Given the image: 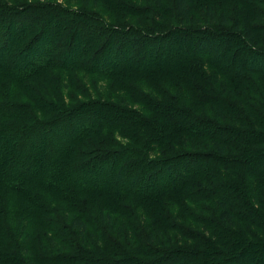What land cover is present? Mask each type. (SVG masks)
<instances>
[{"label":"trees","instance_id":"1","mask_svg":"<svg viewBox=\"0 0 264 264\" xmlns=\"http://www.w3.org/2000/svg\"><path fill=\"white\" fill-rule=\"evenodd\" d=\"M230 1L236 9L230 24L224 11L215 15L210 8H205L207 25L201 29H185L183 24L188 22L195 0H173V15L179 26L175 25L165 32H146L111 25L102 19L76 14L58 5L53 6L55 10L51 8V11L44 4L18 6L0 0V51H7L4 55L5 61H0V246L7 241L15 253L9 255L0 249V264H133L129 256L131 252L124 253L125 256L122 255L117 260L94 256L103 252L98 249L93 252L81 251L84 254L79 257L42 253L35 247L37 244V247H44L42 236L36 234L33 243L32 235L28 231H33L36 227L58 229L60 236L63 237L65 233L70 238L81 241L90 223L95 225L93 230L102 231L100 218L103 211L109 216L115 215L124 194H143L146 196L143 197L144 200H155V204H182V209L189 211L188 219L197 223L205 236L211 233L208 239L201 237V234L195 236L199 246L205 247H201L202 253L198 249L197 252L195 249L192 252H188L189 249H177L167 253V249H158L151 253V260L135 264H162L170 261L171 256L173 260L183 257L182 264H194L187 258V253L199 256L200 264H248L249 261L251 264H262L264 26L249 24L248 20L255 16V4L264 0ZM151 2L153 14L159 16L164 0ZM244 10L249 13H244ZM32 11L44 12L48 18L40 19L29 13ZM69 16L84 19L89 24V30L95 29L96 35L92 37L77 28L74 31L77 34L75 39L65 38L67 30L72 27ZM54 18L58 19L59 24L50 26L49 23ZM217 24L230 27L223 30L212 28V25ZM78 26L83 29L84 25ZM48 27L55 30L50 35L54 41V45L50 47ZM82 33L85 34L80 37ZM187 37L195 40L194 47L189 44L193 39ZM102 38L103 42L100 44L98 41ZM214 39L220 40L218 47L212 43ZM184 41L193 50L190 52L185 48L187 54L184 58L179 56L175 59L177 64L167 61L168 56L173 55L172 51L178 50V45ZM135 43L137 45L133 47ZM234 45H238L237 49L230 52ZM92 46L89 56L82 55L83 48L90 49ZM55 47H65L64 52L68 58L64 62L57 61L58 56L51 52ZM221 47H224L223 51L219 52L217 48ZM241 48L249 55L261 59V62H237L242 56ZM143 50L147 52L142 58L144 60L135 63L136 57ZM162 53H167L168 56L159 57ZM14 54L18 57L23 54L25 57L14 64L15 60L11 58ZM228 54L232 55L229 58L233 62L222 64ZM153 57L160 61L159 64ZM88 58L94 69L87 66ZM114 61L119 65L114 66ZM209 66L225 77L219 92L214 87L198 85L197 78H208ZM55 68L85 70L109 78L121 75L134 78L146 73L150 77L160 74L178 79V83L172 82L171 86L186 92L188 96L183 105H178L180 100L177 95L164 105L165 109L171 108V114H164L162 109V122L163 119L171 121L173 127H162L161 123L157 125L156 122L149 125L156 131L155 138L150 142L158 147L165 142L169 144L170 141L181 139L179 144L186 147L188 141L197 140L206 142L211 149L209 152H180L161 158L147 156L144 151L138 152L137 149L129 147L99 149L98 146H92L94 136L104 139L109 132L122 130L128 133L129 128L135 126V118L121 105L111 107L79 103L60 109L54 103L46 101V107L38 105L34 111L35 108L32 109L26 102L5 96L12 88L15 91L26 90L28 80L33 77L32 72H48ZM227 81L229 85L234 84L237 91L229 87ZM153 86L161 89L159 85ZM212 93L216 94V98ZM224 94L234 96L235 100L229 101ZM50 106H53V111L48 110ZM94 106L99 111L102 109V112L112 109L115 117L108 119L101 112L98 113L99 111L93 115L90 110ZM207 106L213 107V117L206 115ZM229 118H232L230 121L235 125H218L217 122H227ZM46 134L47 138L42 136ZM12 141L15 142V158L5 161V148ZM88 146H91L89 151H83ZM133 152L137 155H132ZM71 153L75 159L73 164L68 162ZM95 158L100 159V163L92 165L91 159ZM90 165L93 166L90 170L94 173H91V178H87L84 171ZM69 167L73 168L71 170L74 173L71 178L63 175L64 169ZM120 176L124 182L116 183L115 180ZM194 177L197 180L203 178L200 185L194 181ZM190 182L196 186L190 194L177 195L175 201L170 200V197H160L171 190L181 191L184 184ZM86 194H106L104 196H108L113 202L93 204L86 198ZM179 197L188 199L181 200ZM208 202L213 206H206ZM92 205L99 207L97 213L90 212L94 208ZM128 211L130 213V209ZM61 212L72 214L71 225L60 224ZM204 214L207 217H202ZM165 218L166 216L161 215V222L167 226L164 228L175 231L176 222L170 226L164 221ZM154 219L157 216L154 215ZM108 221L105 226L113 229L114 225ZM149 235V239L155 241V236L151 233ZM16 239L24 243L22 250L17 249L20 243L17 245ZM78 244L76 248L79 250L80 243ZM218 244L227 247L226 250L216 249ZM244 249L248 250L247 256L245 251L242 252ZM22 252L29 254L21 257ZM202 256L205 259H201Z\"/></svg>","mask_w":264,"mask_h":264},{"label":"rangeland","instance_id":"2","mask_svg":"<svg viewBox=\"0 0 264 264\" xmlns=\"http://www.w3.org/2000/svg\"><path fill=\"white\" fill-rule=\"evenodd\" d=\"M6 1L9 5H18L22 6L24 4H44L47 5L48 8L51 10L53 6H61L63 9L66 10H72L73 13L76 14H83L87 15L88 17H93L95 19H102L104 22H107L111 25L125 27V28H133L138 29L140 31H146V32H156V31H166L169 28L172 29L175 25L178 27L177 19L173 15V6L172 1L173 0H164L163 2V10L158 15L153 14L154 8L152 6L151 0H3ZM256 7L253 8L255 10V13H253L255 16H251L248 20L249 24L256 25L263 27L264 26V2H260L255 4ZM205 8H210L215 15H218L221 11H224L227 17V22L230 24L234 18V14L236 12V9L234 8V3L230 0H195L194 2V10L191 11L189 20L186 24H183V28H204L205 25L208 23L207 16L205 14ZM53 9V8H52ZM55 10V9H53ZM52 11V10H51ZM55 12V11H54ZM244 13H249L246 10L243 11ZM33 15H37L40 19L48 18V15L46 13L41 11H32L29 12ZM59 15V14H58ZM245 15V14H243ZM52 17V16H51ZM70 20L69 23L71 24L68 30L67 35L65 38H68V40L76 38V33L74 31L79 29V31L84 32L86 31L89 35L95 36L96 31L95 29L89 30V24H86L84 19L81 18H74L73 16H69ZM246 21V19H245ZM242 22H244V19L242 17ZM50 26L58 25V19L54 18L49 23ZM64 25L67 23H63ZM90 24L94 25L92 22ZM78 25H84L83 29ZM92 27V26H91ZM230 25H212V28L216 30H223L224 28H229ZM72 28V29H71ZM48 41H49V47L54 45V41H52V36L50 38V35L53 30L51 27H48ZM79 34V33H78ZM85 33H82L83 37ZM192 37V36H191ZM187 39H193L190 37H187ZM80 40L79 39H76ZM195 40L193 39L190 41V46L194 47ZM213 44L218 45L220 44V40H213ZM223 41V40H222ZM52 42V43H51ZM82 42H84L82 40ZM100 42H103V38L100 39ZM186 41L180 43L178 45V50H173L172 56H168L167 53H162L159 57H166L167 61H173L174 64L176 63V60L179 56L185 57L187 52V48L190 52L193 50L190 47L186 45ZM222 43V42H221ZM82 45V44H81ZM135 47L137 44H133ZM203 47V46H202ZM238 45H234L230 49V52L234 49H237ZM212 48V47H211ZM224 47L217 48L219 52L223 51ZM65 49V47H64ZM64 49L55 47L51 52L56 54L58 56L57 61L64 62L68 57L66 56ZM92 48L85 49L83 48V54L82 55H90L89 52H91ZM242 56L241 58H238V61H249V62H256L260 63L261 59H258L256 56L249 55L246 50L240 49ZM205 51V50H204ZM16 52V50H15ZM57 52V53H56ZM146 50H143L140 56L138 55L136 57V62L144 60L142 59L145 55ZM213 52V50H212ZM7 53L6 50L0 51V61H5L4 55ZM23 53V52H22ZM51 53V54H52ZM147 53V52H146ZM232 56V55H231ZM229 54L227 55V59L225 58L222 64H225L227 62H233L231 60V57ZM23 54H20L19 57L17 54H14L11 56L12 60H15L14 64H17L22 59ZM134 59V58H130ZM153 60L156 61L157 64H159L160 61H157V58L153 57ZM165 60V61H166ZM236 62V61H235ZM263 62V60H262ZM85 63V60H84ZM87 66H92V61L89 62V58L86 62ZM179 64V63H178ZM206 64V63H205ZM114 66L119 65L117 62H113ZM225 67V65H223ZM31 74H33V77L31 80H28L27 82V89L24 91H15L12 88V91L6 92L5 96L8 99H14L16 101L26 102L27 104L31 105L32 109L40 105V107H46V101H50V103H54L55 105L59 106L60 109L66 108V107H72L75 104H83L84 105H94V104H100V105H121L123 108H126L128 111H130L131 115L135 118L134 125L129 128L128 133L120 130V131H112L107 133L104 137L107 138H100L97 136H94L92 138V146H98L99 149H116V148H135L138 150V152L144 151L147 156L152 155L154 158H161V157H167L171 156L176 153L180 152H194V151H203V152H209V149H211L210 145L206 144V142H200V141H188V146L183 147L181 143V139H176L174 141H170L169 144H166V142L161 146L158 147L155 146V143H151V139L155 138V133L152 129V127H149V125L156 122L161 123V126L165 127H173L171 124V121H165L160 116V111L164 109V114H171L170 109H165L164 105L168 104V102L171 101V99L174 96H179V100L177 101L178 105L184 104V99L188 96L186 92H183L182 90H179L177 88L172 87L173 84L178 83L176 80L172 77H169L167 75H160L150 77L146 73H142L140 75H136L133 77H126V76H119L117 78H109L105 75L99 76L95 75L94 73L86 72L85 70H79V69H71V70H65V69H50V71H34ZM208 78L205 79H198L197 82L199 87H214L216 91L219 92L220 87H222L223 83L225 82V77L221 75L220 72H217L212 67L209 66L208 68ZM144 81H142V80ZM172 82H174L172 84ZM128 83V84H127ZM228 84V81H227ZM15 85V84H14ZM153 85H159V88L157 89ZM172 85V86H171ZM229 85V84H228ZM164 86V87H163ZM206 87V88H208ZM233 90L237 91V87L234 84L229 85ZM214 98H216V94L212 93ZM224 97H228L229 101L235 100L234 96H229L224 94ZM226 100V99H225ZM110 103V104H109ZM230 103V102H229ZM46 105V106H45ZM190 105V104H189ZM188 105V106H189ZM187 106V107H188ZM53 106H50L48 110L53 111ZM92 108L90 111L94 115L96 114L97 110L96 107ZM112 107V106H111ZM182 107V106H181ZM205 111L208 113L207 116L213 117L212 110L213 107H205ZM36 108L34 109V111ZM102 113L106 118L112 119L114 118V114H112V109H107L102 112V109L98 113ZM37 113V112H36ZM41 114H44L41 111ZM91 114V115H92ZM199 114H202L201 112ZM198 115V114H197ZM122 116V115H121ZM45 117V116H44ZM229 120L227 122H217L218 125L224 126V125H231L234 124ZM191 122V121H190ZM192 123V122H191ZM195 125V124H193ZM235 125V124H234ZM134 128L136 129L134 131ZM198 131V128L196 129ZM132 131V132H130ZM102 135V134H101ZM43 137L47 138V134ZM103 136V135H102ZM180 140V141H178ZM10 146H6L5 150H7V153L3 155V158L5 161L7 160H14L15 158V142H11ZM91 146H88L83 151H89ZM85 151V152H86ZM132 155H137L136 152H133ZM235 156H237L235 154ZM72 153L69 156L68 162H73L75 159L72 158ZM139 157V156H137ZM96 159V160H95ZM91 159L92 165L100 163V159L95 158ZM136 159V158H134ZM90 165L87 170L84 171L87 178H91V173H94L90 169L93 167ZM1 168V166H0ZM72 167L65 168L63 175L65 177H73L74 173L71 170ZM83 173V172H82ZM201 175H199L200 177ZM122 176L117 178L115 181L124 182L122 180ZM203 180V178H199L198 180L194 177V181H197L200 185V181ZM196 189V186H194L191 182L186 183L183 186V190L181 191H168L165 192L160 197H170L172 201H175V196L177 195H187L190 194L191 191H194ZM107 194V193H106ZM106 194H86V198L93 203L98 205L103 204H110L113 201L111 199H108V196H104ZM125 197L120 198V201L122 202L116 209L115 215H107L105 211H103V216L100 218L101 220V227L99 230H93L95 228V225L92 223L89 224V227L87 228V231L85 232V235H83L81 241L79 239L74 240L73 238H70V236H67L65 233L64 236H60L59 230H47L42 229L40 227H36L33 231L28 230L29 233L32 235L33 243L35 241L36 234H40L42 236V240L44 241V247L40 246L39 248L42 253H52L56 255H62L64 257H72L77 256L79 257L81 254V251H87V252H93L94 250H102L103 252L100 254H94L96 257H108L109 259L117 260L120 258L124 253H129V256L131 257V261L133 264L135 262L137 263H144L146 261L151 260V253H154V251H157L158 249H167L165 250V253L168 251H174L179 250L182 251V249H189L188 252H192L195 249H198L200 253L203 252L202 249H204V246H199L200 244L196 242V237L199 234H201V237H204L205 235L200 231V226L192 222L188 219L187 215L189 211L183 210L184 206L182 204L179 205H168V204H155V200L149 201L144 200L143 197H146L143 194H140L139 196L124 194ZM181 197H179L180 199ZM188 198H181V200H187ZM180 201V200H179ZM206 206H213V204L210 205V203H206ZM94 208L90 211L91 213L98 212L99 210L96 207L97 205H92ZM186 206L193 210L192 207H190L189 204L186 203ZM130 209V213L129 210ZM129 213V214H128ZM154 215L157 216V219H154ZM161 215L166 216L164 221L168 222L170 226L173 224V222H176V228L175 231L168 230L167 226H164V222H161ZM199 216V215H197ZM72 214L61 212L59 218H60V224H64L65 226L71 225L72 222ZM202 217H207L206 214L202 215ZM109 219V221H108ZM111 222L114 225V228H107L105 226L106 222ZM178 227V228H177ZM239 229V227H236ZM242 226H240V229ZM160 229V231H158ZM62 231V230H61ZM148 233L154 237L155 241H151L150 235L148 236ZM211 234V233H210ZM205 236L206 239L208 237H211V235ZM34 235V237H33ZM38 236V235H37ZM62 237V238H61ZM79 237V236H78ZM38 239V238H37ZM36 239V240H37ZM193 239V240H191ZM17 245L20 243L19 247L17 249L22 250L24 248V243H22V240L16 239ZM127 241L129 242L127 244ZM6 244H3V246H0V249H2L3 252L12 255L15 254L14 250L9 247L7 244V241H5ZM38 242V241H37ZM79 250L76 248L77 245H79ZM127 244V245H125ZM216 249L221 250L225 249L227 247H223L222 245L218 244L215 246ZM47 248V250H46ZM124 250L122 252H118L119 250ZM191 249V250H190ZM200 249V250H199ZM133 251V252H132ZM185 251V250H184ZM245 251V253H244ZM248 251V250H247ZM246 249H244L242 252L246 255ZM29 254V253H28ZM28 254L22 252V255L27 256ZM187 258L192 260L194 264H200L199 256H195L193 253H187ZM247 256V255H246ZM20 257V259H21ZM203 257V256H202ZM182 259H176L173 260V256L170 257V261L163 262L162 264H171V261L173 260L172 264H182ZM201 259H205L204 257ZM261 263L264 264V260H261ZM124 264H129L124 262ZM248 264H251L249 261Z\"/></svg>","mask_w":264,"mask_h":264}]
</instances>
